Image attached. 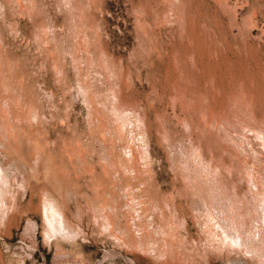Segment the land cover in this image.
I'll list each match as a JSON object with an SVG mask.
<instances>
[{
	"label": "rangeland",
	"instance_id": "rangeland-1",
	"mask_svg": "<svg viewBox=\"0 0 264 264\" xmlns=\"http://www.w3.org/2000/svg\"><path fill=\"white\" fill-rule=\"evenodd\" d=\"M263 127L264 0H0V264H264Z\"/></svg>",
	"mask_w": 264,
	"mask_h": 264
},
{
	"label": "bare ground",
	"instance_id": "bare-ground-1",
	"mask_svg": "<svg viewBox=\"0 0 264 264\" xmlns=\"http://www.w3.org/2000/svg\"><path fill=\"white\" fill-rule=\"evenodd\" d=\"M207 34V33H206ZM210 35V34H209ZM218 39V38H217ZM189 40V39H188ZM207 40V39H206ZM209 41V40H208ZM211 41V40H210ZM218 41V40H217ZM210 43V42H209ZM213 44V43H212ZM219 44H221V43H219ZM246 44V43H245ZM210 46V45H209ZM225 47V46H224ZM241 51V50H240ZM177 52V51H176ZM190 53V52H189ZM222 53V52H221ZM224 53V52H223ZM190 55V54H189ZM180 56V55H179ZM191 56V55H190ZM192 57V60H193V64H194V61H195V58L193 57V56H191ZM2 63V62H1ZM176 63H178V62H176ZM179 66V65H178ZM5 67V66H4ZM194 68V67H193ZM182 71V70H181ZM180 71V72H181ZM183 73V72H182ZM181 74V73H180ZM4 75V74H3ZM183 77V76H182ZM229 78V77H228ZM215 79V78H214ZM212 82H214V81H212ZM243 82V81H242ZM239 83V82H238ZM211 84H213V83H211ZM215 84V83H214ZM178 86V85H177ZM179 87V86H178ZM242 87V86H241ZM243 89V88H242ZM214 90V89H213ZM181 91V90H180ZM247 91V90H246ZM233 92V91H232ZM246 93V92H245ZM180 94V93H179ZM183 94V93H182ZM195 94V93H194ZM203 94V93H202ZM220 95V94H219ZM205 96H208V95H205ZM183 96L181 95V97L180 98H182ZM186 97V96H185ZM187 98V97H186ZM185 98V99H186ZM234 98V97H233ZM254 99V98H253ZM6 101V100H5ZM187 101H188V99H187ZM190 101H192V100H190ZM194 101V100H193ZM192 101V102H193ZM240 102H241V100H240ZM244 102V101H243ZM248 103V102H247ZM251 103V102H250ZM244 105V104H243ZM243 105H242V107H243ZM246 105V104H245ZM252 106V105H251ZM251 106H250V109H251ZM6 107V106H5ZM194 107V106H193ZM200 107V106H199ZM236 107H237V105H236ZM237 108H241V107H237ZM244 108V107H243ZM248 109V108H247ZM246 109V110H247ZM250 109H249V111H250ZM253 109V108H252ZM7 110V109H6ZM10 111V110H9ZM29 112V111H28ZM208 114V113H207ZM214 114V113H213ZM10 115H12V114H10ZM251 115H253V114H251ZM6 116V115H5ZM32 116V115H31ZM215 116V115H214ZM206 117H207V115H206ZM210 117V116H209ZM221 117V116H220ZM217 118V117H216ZM218 119V118H217ZM221 119H223V118H221ZM10 120V119H9ZM34 120V119H33ZM210 120V119H209ZM13 121V120H12ZM215 121V123H217L216 121V119L214 120ZM220 121V120H219ZM262 121V120H261ZM2 122V121H1ZM207 122V121H206ZM212 122H213V120H212ZM260 122V121H259ZM3 124V123H2ZM263 124V123H262ZM14 126V125H13ZM16 126V125H15ZM20 127H22V126H20ZM260 127H262V126H260ZM259 127V128H260ZM264 128V127H263ZM3 129V128H2ZM20 129V128H19ZM12 130V129H11ZM18 130V129H17ZM16 130V131H17ZM27 130V129H26ZM261 131H262V129H261ZM15 132V131H14ZM24 132V131H23ZM262 132H264V130L262 131ZM260 133V132H259ZM6 134V133H5ZM8 135H9V133H8ZM30 135V134H29ZM261 135H263L264 136V134H262L261 133ZM7 136V135H6ZM12 136V135H11ZM28 136V135H27ZM258 137H260L259 135H258ZM6 138H8V137H6ZM28 138H26V140H27ZM262 139V138H261ZM262 145H263V143H262ZM12 150V149H11ZM17 150V149H16ZM9 151V150H8ZM15 151V150H14ZM1 152V151H0ZM4 152V151H3ZM1 154H3V153H1ZM197 167H198V165H197ZM109 168V167H108ZM200 168V167H199ZM198 168V169H199ZM197 169V170H198ZM196 170V169H195ZM129 172V171H128ZM206 174V173H205ZM212 176H214V175H212ZM115 177V176H114ZM198 177V176H197ZM222 177V176H221ZM205 178V177H204ZM203 178V179H204ZM209 179V178H208ZM207 179V180H208ZM212 179V178H211ZM210 179V180H211ZM214 179V178H213ZM219 179V178H218ZM225 179V178H224ZM201 180V179H200ZM199 180V181H200ZM221 180V179H220ZM197 181V180H196ZM212 182V181H211ZM219 182V181H218ZM222 182H223V180H222ZM204 184V183H203ZM206 184V183H205ZM221 183H219V185H220ZM225 184H226V182H225ZM200 185V184H199ZM224 185V184H223ZM198 186V185H197ZM204 186H206V185H204ZM214 186V185H213ZM216 186V185H215ZM221 186V185H220ZM220 186H218V187H220ZM25 187H26V185H25ZM225 187V186H224ZM211 188V187H210ZM226 189V188H225ZM228 189V188H227ZM229 189H231V188H229ZM196 190V189H195ZM211 190V189H210ZM213 190V189H212ZM211 190V191H212ZM222 190V189H221ZM203 191V190H202ZM207 191V190H206ZM205 191V192H206ZM235 191V190H234ZM197 192V191H196ZM210 192V191H209ZM214 192V191H213ZM213 192H211V195L213 196ZM222 192H223V190H222ZM227 192V191H226ZM192 193V192H191ZM208 193V192H207ZM216 193H217V191H216ZM224 193V192H223ZM228 193V192H227ZM230 193V192H229ZM251 193V192H250ZM253 193H255V191L253 192ZM218 194V193H217ZM225 195H226V193H224ZM232 194V193H231ZM257 194V193H256ZM255 194V195H256ZM209 195H210V193H209ZM208 195V196H209ZM216 195V194H215ZM214 195V196H215ZM220 195H222V194H220ZM228 195V194H227ZM238 195V194H237ZM251 195V194H250ZM249 195V196H250ZM253 195V194H252ZM230 196V195H229ZM235 196V195H234ZM260 195H258V197H259ZM219 197H221V196H219ZM252 197V196H251ZM226 198V197H225ZM231 198H233V197H231ZM239 198H241L240 196H239ZM256 198V197H255ZM255 198H254V200H255ZM215 199V198H214ZM238 199V198H237ZM236 199V200H237ZM251 199V198H250ZM241 201H242V199H240ZM243 200H244V197H243ZM253 200V199H252ZM245 201V200H244ZM260 201V200H259ZM258 201V202H259ZM249 203H250V201H248ZM255 202V201H254ZM202 203V202H201ZM200 203V204H201ZM212 203V202H211ZM218 203V202H217ZM229 203V205L228 206H230V202H228ZM251 203H253V202H251ZM219 204V203H218ZM217 204V205H218ZM241 204V203H240ZM246 204V203H245ZM254 204V203H253ZM252 204V205H253ZM221 205V204H220ZM252 205H251V208H252ZM241 206V205H240ZM245 206V205H244ZM253 206H255V205H253ZM257 206H258V204H257ZM260 206V205H259ZM219 207V206H218ZM217 207V208H218ZM246 207V206H245ZM215 208V207H214ZM221 208V207H220ZM220 208H218V210L220 209ZM225 208V207H224ZM233 208V207H232ZM212 209V208H211ZM253 209H255V208H253ZM252 209V210H253ZM259 209V208H258ZM209 210V209H208ZM214 210H216V209H214ZM226 210V209H225ZM234 210V209H233ZM260 210V209H259ZM258 210V211H259ZM201 211H203V210H201ZM222 211V210H221ZM220 211V212H221ZM262 211V212H261ZM260 212L262 213V215H261V221H260V219H258L259 221H260V223H259V226L257 225V227L259 228L258 230H260V232H261V236L259 235V233L260 232H257V233H255V235L256 234H258L260 237H262V234L264 233V209H262ZM45 212V211H44ZM245 212H246V210H245ZM259 212V213H260ZM53 214H54V212H52ZM226 213V212H225ZM230 213V212H229ZM244 213V212H243ZM51 213H49V218H50V216H52V215H50ZM207 214V213H206ZM215 214V213H214ZM231 214V213H230ZM55 215V214H54ZM218 215H220V213L219 214H217V217H218ZM223 215V214H222ZM226 215H227V213H226ZM229 215V214H228ZM225 216V215H224ZM242 216V215H241ZM240 216V217H241ZM253 216V215H252ZM46 217H47V214H46ZM258 217V216H257ZM216 216L214 217V215L212 214V213H210V217H208V218H206V219H208V220H210L211 221V224L212 225H214V229L216 230V232H218L220 235H221V237L223 238V241H224V243H225V245H227V246H229V247H231L232 245H235L236 247L237 246H239L240 245V247H241V249H243V250H245V251H247V250H250L251 248H252V251L253 252H256V254H258L259 255V257L261 258V261H264V250H262V251H259V249H258V247L260 246L259 245V243L258 244H256V245H259L258 247L256 246V245H254V243H252V241H253V237L252 236H248V235H250V234H248L247 233V231H246V236H248L249 237V240H250V242H249V244H248V246H246V243H247V241H246V236H244L243 235V232H242V230H243V228L242 229H238L237 230V227H235L234 225L232 226V227H230V226H227V225H225V224H223V225H225V226H223L224 227V229H222V226H218V224H217V222L215 221L216 219ZM233 218H234V216H233ZM245 218V217H244ZM243 218V219H244ZM254 218V217H253ZM46 219V218H45ZM48 219V218H47ZM223 219H224V217H223ZM238 219V218H237ZM241 219H242V217H241ZM240 219V220H241ZM246 219V218H245ZM244 219V220H245ZM248 219V218H247ZM251 219V218H250ZM252 220V219H251ZM254 220V219H253ZM252 220V221H253ZM53 221V220H52ZM226 221V220H225ZM229 221H231V219L229 220ZM248 221V220H247ZM255 221V220H254ZM51 222V221H50ZM208 222V221H207ZM221 222V221H220ZM227 222H228V220H227ZM227 222H225L226 224H227ZM243 222H245V221H243ZM47 223H49V222H47ZM47 223H45V224H47ZM222 223V222H221ZM223 223H224V221H223ZM231 223H233V221L231 222ZM249 223V222H248ZM246 224V223H245ZM230 225H232V224H230ZM242 225V224H241ZM248 225V224H247ZM256 225V224H255ZM245 226V225H244ZM253 226V225H252ZM48 224H47V231L46 232H48ZM57 228V227H56ZM63 228V227H62ZM241 228V227H240ZM245 228V227H244ZM246 228H247V226H246ZM249 228V227H248ZM248 228H247V230H248ZM254 228V227H253ZM50 229V228H49ZM54 230V229H53ZM251 230V229H250ZM56 231V230H55ZM64 231H65V229H64ZM254 231H256L255 229H254ZM69 233V232H68ZM254 233V232H253ZM55 234V233H54ZM47 235V234H46ZM65 235V234H64ZM252 235V234H251ZM50 236V235H49ZM215 236H216V234H215ZM254 236V235H253ZM256 237V236H255ZM258 238V237H257ZM263 238V237H262ZM48 239H49V237H48ZM248 240V241H249ZM252 240V241H251ZM258 240V239H257ZM259 241H262L261 243L262 244H264V239H259ZM255 242V241H254ZM239 244V245H238ZM262 244H261V246L260 247H262ZM235 247V248H236ZM261 249V248H260ZM250 252V251H249Z\"/></svg>",
	"mask_w": 264,
	"mask_h": 264
}]
</instances>
